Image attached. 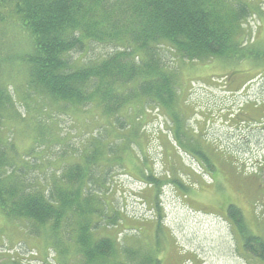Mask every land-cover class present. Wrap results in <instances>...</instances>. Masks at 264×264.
I'll return each mask as SVG.
<instances>
[{
	"label": "trees",
	"instance_id": "obj_1",
	"mask_svg": "<svg viewBox=\"0 0 264 264\" xmlns=\"http://www.w3.org/2000/svg\"><path fill=\"white\" fill-rule=\"evenodd\" d=\"M260 13L252 0H0V212L19 236L41 244V251L29 250L41 254L31 256L33 264H70V253L81 264H163L156 246L119 238L133 229L123 227L121 216L129 217L110 201L117 168L129 175V167H139L159 193L167 181L187 190L135 156L133 144L141 142L135 118L140 125L157 108L179 123L177 58L181 64L257 58L244 43V24ZM94 44L113 50L92 54ZM55 113L78 121L93 114L100 128L58 152L60 164L50 162L38 176L40 160L19 150L14 133L31 116L38 144ZM56 140H64L61 130ZM194 149L209 166L205 151ZM243 214L235 204L221 213L244 251L264 260V236ZM48 249L56 254L51 260ZM4 251L0 264H31Z\"/></svg>",
	"mask_w": 264,
	"mask_h": 264
},
{
	"label": "rangeland",
	"instance_id": "obj_2",
	"mask_svg": "<svg viewBox=\"0 0 264 264\" xmlns=\"http://www.w3.org/2000/svg\"><path fill=\"white\" fill-rule=\"evenodd\" d=\"M252 2L261 13L244 24V43L257 58L229 62L214 58L185 64L177 58L174 67L179 65L182 71L179 123L157 108L150 109L140 125L141 118H135L141 135L140 144H133L135 156L141 162L147 160L156 176L177 179L187 190L167 181L159 193L157 186L147 185L135 166L129 167L132 176L117 168L112 178L110 201L129 217L121 216L123 227L133 229L122 230L119 238L160 248L163 264H264L260 257L244 251L235 227L221 215L227 204H235L254 234L264 236V0ZM112 50L111 45L94 44L91 53ZM17 77L15 73L13 78ZM227 86L242 88L230 92ZM255 104L261 105L254 108ZM94 121L96 117L89 113L81 121L55 113L46 123L50 133L37 144L39 133L29 116L14 133V141L26 157H37L46 168L50 162L60 164L57 153L76 146L83 133L96 132L100 124ZM60 130L64 140L57 141ZM198 146L208 155L211 167L198 157L194 149ZM158 204L164 225L156 234ZM38 245L19 236L0 212V254L6 248L10 253L17 251L33 264L31 256L41 254L29 250L36 246L41 251ZM48 253L49 260L56 255L53 250ZM70 255V264H81L82 257Z\"/></svg>",
	"mask_w": 264,
	"mask_h": 264
},
{
	"label": "bare ground",
	"instance_id": "obj_3",
	"mask_svg": "<svg viewBox=\"0 0 264 264\" xmlns=\"http://www.w3.org/2000/svg\"><path fill=\"white\" fill-rule=\"evenodd\" d=\"M240 14V13H239ZM241 17V16H240ZM237 20V19H236ZM239 22V21H238ZM83 33V32H82ZM78 39H80V38H78ZM163 39V38H162ZM81 42V41H80ZM156 49V48H155ZM157 51V50H156ZM240 52V51H239ZM133 54V53H132ZM172 55V54H171ZM175 55V54H174ZM164 56V55H163ZM216 59H218L217 57H215ZM235 60V59H234ZM227 61V60H226ZM189 63V62H188ZM220 63V62H219ZM223 64V63H222ZM231 64H233V63H231ZM225 65V64H224ZM227 65V64H226ZM179 66V65H178ZM226 67V66H225ZM229 67V66H228ZM231 67V66H230ZM179 68V67H178ZM258 68H260V67H258ZM170 72V71H169ZM161 75V74H160ZM122 77V76H121ZM3 78V77H2ZM22 79V78H21ZM147 79V78H146ZM11 81V80H10ZM19 81V80H18ZM9 83V82H8ZM13 84V83H12ZM135 84V83H134ZM21 85H22V83H21ZM119 85V84H118ZM29 88V87H28ZM135 88V87H134ZM25 89V88H24ZM251 90V89H250ZM16 92V91H15ZM250 92V91H249ZM24 93V92H23ZM243 95V94H242ZM254 95V94H253ZM145 97V96H144ZM21 99V98H20ZM139 100V99H138ZM234 100V99H233ZM100 101V100H99ZM144 101V100H143ZM139 102V101H138ZM137 102V103H138ZM101 103V102H100ZM97 105V104H96ZM96 107V106H95ZM93 108V107H92ZM77 109V108H76ZM8 110H9V108H8ZM11 110V109H10ZM102 110V109H101ZM81 113V112H80ZM83 113V112H82ZM81 113V114H82ZM100 113V112H99ZM124 114V113H123ZM102 115V114H101ZM109 125V124H108ZM182 125V124H181ZM113 127V126H112ZM121 127V126H120ZM109 129V128H108ZM107 129V130H108ZM111 130V129H110ZM183 130V129H182ZM73 132V131H72ZM182 135V134H181ZM246 136V135H245ZM58 137V136H57ZM105 137V136H104ZM109 137V136H108ZM197 141V140H196ZM194 143V142H193ZM192 144V143H191ZM30 147V146H29ZM21 149V148H20ZM19 149V150H20ZM242 151V150H241ZM28 152V151H27ZM10 154V153H9ZM259 154V153H258ZM8 155V154H7ZM19 157V156H18ZM19 159V158H18ZM57 160V159H56ZM60 160V159H59ZM58 160V161H59ZM249 162V161H248ZM83 163V162H82ZM82 165V164H81ZM55 167H56V165H55ZM61 168V167H60ZM44 169V168H43ZM55 170V169H54ZM34 173V172H33ZM53 174V173H52ZM51 174V175H52ZM56 175V174H55ZM39 178V177H38ZM49 180V179H48ZM148 185V184H147ZM49 191V190H48ZM114 195V194H113ZM114 198V197H113ZM121 204V203H120ZM244 215V214H243ZM261 218V217H260ZM24 219V218H23ZM22 219V220H23ZM231 220V219H230ZM13 221V220H12ZM44 238V237H43ZM49 239V238H48ZM139 239V238H138ZM149 245V244H148ZM60 246V245H59ZM160 249V248H159ZM157 251V250H156ZM34 256V255H33ZM161 259V258H160ZM42 260V259H41ZM5 262V261H4ZM4 264V263H3Z\"/></svg>",
	"mask_w": 264,
	"mask_h": 264
},
{
	"label": "flooded vegetation",
	"instance_id": "obj_4",
	"mask_svg": "<svg viewBox=\"0 0 264 264\" xmlns=\"http://www.w3.org/2000/svg\"><path fill=\"white\" fill-rule=\"evenodd\" d=\"M232 87H230V86H227L226 87V89H228L229 91H232L233 90V88L231 89ZM234 92V91H233Z\"/></svg>",
	"mask_w": 264,
	"mask_h": 264
}]
</instances>
